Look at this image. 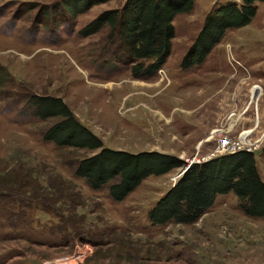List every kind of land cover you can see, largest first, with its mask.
I'll list each match as a JSON object with an SVG mask.
<instances>
[{"label":"rangeland","instance_id":"obj_1","mask_svg":"<svg viewBox=\"0 0 264 264\" xmlns=\"http://www.w3.org/2000/svg\"><path fill=\"white\" fill-rule=\"evenodd\" d=\"M124 1L71 16L64 0H0V264H264V216L246 215L233 191L217 195L194 223L152 225L148 211L181 168L145 177L117 201L73 172L98 149L43 138L57 118H40L34 96H55L103 147L131 153L187 163L242 134L264 182V1L248 24L228 28L202 62L186 67L205 17L238 2L193 0L173 18L163 65L138 76L128 64L105 67L116 46L109 27L80 34ZM234 111L241 120L233 131L214 136Z\"/></svg>","mask_w":264,"mask_h":264},{"label":"trees","instance_id":"obj_2","mask_svg":"<svg viewBox=\"0 0 264 264\" xmlns=\"http://www.w3.org/2000/svg\"><path fill=\"white\" fill-rule=\"evenodd\" d=\"M106 1L64 0L62 7L70 15ZM263 1H231L208 14L185 55V66L202 62L228 28L248 24L256 13L255 3ZM192 8L193 0H125L120 8L99 13L80 34L87 36L109 27L116 46L115 55L105 60V67L128 64L134 76L142 72L151 74L163 65L170 53L174 16ZM146 60H149L147 64ZM34 100L35 113L40 118H57L43 131L44 139L61 147L98 149L75 161L73 172L90 188L105 186L113 200H123L151 174L167 173L186 164L169 153L154 150L131 153L103 147L101 140L74 117L60 97L34 96ZM259 152H264V145ZM230 191L246 215L264 216V182L256 168L254 152L239 150L190 164L151 207L148 220L152 225L194 223L217 195ZM17 200L23 205L22 199Z\"/></svg>","mask_w":264,"mask_h":264},{"label":"built area","instance_id":"obj_3","mask_svg":"<svg viewBox=\"0 0 264 264\" xmlns=\"http://www.w3.org/2000/svg\"><path fill=\"white\" fill-rule=\"evenodd\" d=\"M234 116V117H233ZM241 120V114L237 113V112H232L229 113L225 119L223 124L215 129H218L214 136H221L223 137L224 135L228 134L229 132L233 131V128L235 127V125ZM212 132V131H211ZM213 136V135H212ZM213 136V137H214ZM242 134L239 135V140L234 141L233 139L230 138H221L216 147L214 148V150L206 157L202 158L201 160L196 159L195 157L190 158L189 161H187L186 164H192L195 162H202V161H206L208 159H211L215 156L218 155H223V154H229V153H234L236 151L239 150H245V151H249V152H254L255 150V146H252L251 143H246V140H244L243 138H241ZM185 164V165H186ZM183 165V166H185ZM182 167V166H180ZM178 167V168H180Z\"/></svg>","mask_w":264,"mask_h":264},{"label":"water","instance_id":"obj_4","mask_svg":"<svg viewBox=\"0 0 264 264\" xmlns=\"http://www.w3.org/2000/svg\"><path fill=\"white\" fill-rule=\"evenodd\" d=\"M190 164H186L185 166L180 167V168H182V170H181V174L179 175V177L177 178V180L184 174V172L187 170V168L190 166ZM177 180H174V182L172 183V185L175 184L177 182Z\"/></svg>","mask_w":264,"mask_h":264},{"label":"bare ground","instance_id":"obj_5","mask_svg":"<svg viewBox=\"0 0 264 264\" xmlns=\"http://www.w3.org/2000/svg\"><path fill=\"white\" fill-rule=\"evenodd\" d=\"M180 170H182V168H181ZM180 174H181V173L178 174V177H179ZM176 180H177V179H176Z\"/></svg>","mask_w":264,"mask_h":264}]
</instances>
